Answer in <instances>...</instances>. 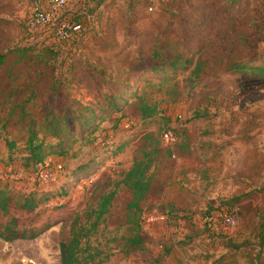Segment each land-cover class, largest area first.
I'll return each mask as SVG.
<instances>
[{"label": "rangeland", "instance_id": "rangeland-1", "mask_svg": "<svg viewBox=\"0 0 264 264\" xmlns=\"http://www.w3.org/2000/svg\"><path fill=\"white\" fill-rule=\"evenodd\" d=\"M262 1L156 0L150 10L146 0H101L97 6L91 0L97 24L87 27L77 47L66 45L54 54L41 52L43 38L31 35L25 26L31 0H0V53H6L0 63V134L13 139L19 132V137L28 121L21 120L23 111L40 118L49 104L62 110L78 105L80 98L98 113L95 139H82V125L73 126L78 140L63 161L52 162L62 164L54 179L38 178L36 170H27L19 161L7 163L9 149L0 139L1 174L15 199L34 188L52 193L33 210L15 203L8 215L0 209V226L15 215L19 227L45 229L34 238L0 237V264H61L59 242L68 238L73 219L78 216L84 223L87 209L113 189L109 212L84 239L88 247L83 246V259L95 255L86 264H213L222 253L225 264H246L247 252H262L264 259L257 236L264 222V151L251 149L236 157L227 143L236 115L226 117L220 110L238 92L236 75L242 70L230 67L241 63L246 68L264 59ZM170 41L180 42V49L191 43L202 46L208 62L199 94L191 93L189 70L156 68L160 61L153 52L161 50L168 60ZM190 51L198 56L196 48ZM165 74L169 79H162ZM142 75L145 80L139 81ZM119 85L157 104L158 112L142 118L139 98L126 93L121 109H103V93L117 92ZM203 104L209 106L207 118H197L195 108ZM183 123L189 127L193 151L180 150V137L175 155L154 168L152 192L142 201L144 242L129 245L131 191L121 179L145 146L147 130L161 133L168 125L181 130ZM209 139L215 158L205 161L200 142ZM22 145L18 142L17 147ZM117 149L120 152L110 157ZM65 187L67 192H60ZM226 212L235 224L223 222ZM236 244L241 249L234 248Z\"/></svg>", "mask_w": 264, "mask_h": 264}, {"label": "trees", "instance_id": "trees-1", "mask_svg": "<svg viewBox=\"0 0 264 264\" xmlns=\"http://www.w3.org/2000/svg\"><path fill=\"white\" fill-rule=\"evenodd\" d=\"M96 1L97 3L95 5L97 6L101 0ZM262 2L264 4V1ZM95 5L88 4L85 10L87 12H93L96 9ZM235 6H239V4L232 5V12H234ZM254 17L257 18L255 15ZM87 30L88 28L70 41L59 42L42 40L39 42L41 43L40 50L41 52L49 51L56 54L62 52L63 47L66 45H76L77 47ZM179 43L178 41H170L168 43L171 52V56L168 60L161 50L157 49L153 52V56L160 61V64H157L156 68L168 65V67L174 71L189 70L186 80L191 89V93L199 94L202 92V88H204L200 80L206 72L208 58L202 55L203 49L199 44L191 43L187 49H180ZM191 48H196L197 57L194 52L190 51ZM5 56L6 53H0V63L5 60ZM234 66L233 68L230 67V69L234 71H243L245 69V65H241V63H235ZM145 76L146 75L140 76L139 81L145 80L143 79ZM162 79H169L168 74H165ZM119 86L120 87H117V92L105 91L103 93L106 100V105L102 106L103 109H121V104L127 101L126 99H128V97H126V94H128L130 98H139L138 108L142 118L147 119L158 112L157 104L149 102L144 96L139 95L135 89H130V87L123 85ZM77 100L78 105L62 110L58 109V106L55 104L46 105L43 110L44 114L40 118L35 117L32 113H28L23 109L24 106L21 105L24 110L21 120L28 119L27 123L22 124V128H20V133L22 134L19 135V137H17L19 132L14 134L13 139L8 134L4 136L0 134V139L5 141L9 149V155L6 157L7 163L12 164L15 161H19L27 170H37L51 155L67 156L74 143L78 140L73 130V126L76 124L82 125V139H95L93 135L98 129V123L96 122L98 114L97 108L89 101L84 102L80 98H77ZM200 108L203 109L204 114L201 113ZM208 108L209 106L207 104L196 107L195 115H197V118H207L209 112ZM168 128L175 130L177 135H179L178 141L174 145L175 147L166 145L163 142L162 133ZM179 128H181V130L168 125L161 133L159 130L155 129L147 130L144 134L145 146L141 149L140 155L134 157L131 166L126 170L121 179V183H124L131 191V199L127 202V217L132 230V234L127 238L129 245L142 246L144 242L142 231V201L148 199L152 192L154 168L158 166L166 156L175 153L174 150L176 147L179 148L180 145V137L183 139V141H181L182 148H180V150L185 149L187 154L193 151L189 127L183 123ZM211 140L212 139L203 140L200 142L201 156H205V161L215 158L214 152L216 149ZM18 142H22L23 145L17 147ZM118 152H120L119 149L114 151L110 157L117 155ZM67 190L68 189L65 187V189H62L60 192L65 193ZM115 194L116 189L102 193L97 206L89 210L87 209L85 216L86 221L84 223L79 221L80 217L78 216L73 219L68 238L62 239L59 242L61 264H86L89 262V259H94V254H90L89 258H85L87 261L83 259V246L88 244V241H84V239H88L90 232L98 227L99 223L109 212ZM51 195L52 193L49 194L45 189L34 188L15 199L10 184L0 177V209L5 215L9 214L10 206L14 203L18 207L33 210L48 200ZM234 198L238 201L240 196ZM208 214L211 213L207 212V215ZM257 229V236L260 239L259 244H261L260 248L263 250L264 222H261ZM44 230L43 227H32L31 229L19 227L17 216L11 215L9 221H5L0 226V237L4 240L34 238ZM87 247L88 246H86V248ZM241 247V244L234 245L236 249H241ZM246 254H248L246 255V264H264V259L261 256L262 252H247ZM224 257L225 253H222L213 264H225L223 262ZM232 263L233 261H230L227 264Z\"/></svg>", "mask_w": 264, "mask_h": 264}, {"label": "built area", "instance_id": "built-area-1", "mask_svg": "<svg viewBox=\"0 0 264 264\" xmlns=\"http://www.w3.org/2000/svg\"><path fill=\"white\" fill-rule=\"evenodd\" d=\"M146 1L148 8L153 10L156 0ZM31 2L32 11L26 21V26L31 35L39 34L42 40L70 41L88 26L97 24L96 12L85 10L88 4H92L91 0H31ZM162 139L169 146L177 143V135L171 128L163 131ZM59 168H62L61 163L54 166L51 160H48L41 164L35 173L43 180L54 179ZM0 177L3 178L1 170ZM222 220L228 225L236 222L235 218L227 212L222 214Z\"/></svg>", "mask_w": 264, "mask_h": 264}, {"label": "crops", "instance_id": "crops-1", "mask_svg": "<svg viewBox=\"0 0 264 264\" xmlns=\"http://www.w3.org/2000/svg\"><path fill=\"white\" fill-rule=\"evenodd\" d=\"M261 61L247 66L236 75L235 87L238 92L226 109H220L226 117L236 115L232 133L227 135L229 148L236 157L251 149L264 151V118L260 120L264 115V59ZM212 110L217 111V107H212ZM64 159V156L51 155L46 161Z\"/></svg>", "mask_w": 264, "mask_h": 264}]
</instances>
